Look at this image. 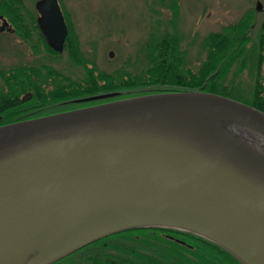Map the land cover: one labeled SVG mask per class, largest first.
Returning a JSON list of instances; mask_svg holds the SVG:
<instances>
[{
	"label": "water",
	"instance_id": "water-1",
	"mask_svg": "<svg viewBox=\"0 0 264 264\" xmlns=\"http://www.w3.org/2000/svg\"><path fill=\"white\" fill-rule=\"evenodd\" d=\"M59 26L58 37L54 30L47 38L56 49L62 18ZM262 139L263 110L201 89L118 97L2 124L0 264H21L37 248L23 264H49L144 225L189 230L245 264H264Z\"/></svg>",
	"mask_w": 264,
	"mask_h": 264
},
{
	"label": "rangeland",
	"instance_id": "rangeland-1",
	"mask_svg": "<svg viewBox=\"0 0 264 264\" xmlns=\"http://www.w3.org/2000/svg\"><path fill=\"white\" fill-rule=\"evenodd\" d=\"M65 1L73 8L71 26L75 37L72 41L78 50L73 54L65 48L62 53L56 55L46 48L38 52L28 49V63L53 65L58 69L54 72L43 70L45 84L41 87L46 91L57 85L81 86L88 81H94L97 87L107 84L110 80L120 82L146 76L145 69L152 46L154 47V42L164 34H169L168 39L176 42L174 52L168 47L167 53L172 55L173 52L180 56V69L183 74L195 72L208 52L209 34L223 32L230 26L241 28L240 31L245 29L248 40L243 45L241 58L233 60L226 70L223 68L219 76L222 78L220 81L232 88L234 95L251 99L255 79L258 78L264 100V50L258 75L255 60L258 55V29L264 19V0H258L259 9L256 8L257 0ZM244 18L248 19V25L245 27L244 22L239 24ZM5 42V37L0 36V68L8 65L14 58L13 56L9 59ZM244 55L246 59L241 64ZM2 85L0 80V96L4 92ZM33 88L29 91L34 93ZM25 91L27 90H22L19 95ZM10 100L12 97L7 101ZM2 105L0 104V107ZM0 114H3L2 108ZM6 117L8 115L4 116ZM106 241L103 246L88 245L74 251L59 262H76L87 258L86 256L94 251H98L96 255L101 257L107 253L121 255V243H134L133 240L118 234L107 238Z\"/></svg>",
	"mask_w": 264,
	"mask_h": 264
},
{
	"label": "trees",
	"instance_id": "trees-1",
	"mask_svg": "<svg viewBox=\"0 0 264 264\" xmlns=\"http://www.w3.org/2000/svg\"><path fill=\"white\" fill-rule=\"evenodd\" d=\"M243 22V27L248 25V19L244 18L239 24ZM240 30L241 28L228 26L223 32H211L208 37L206 57L195 72L183 74L180 69V56L173 53L176 42L168 39L169 34H164L158 41L154 42V47L152 46L153 49L148 56V65L145 69L147 75L139 79H127L120 82L110 80L107 84L97 87L94 81H88L81 86L57 85L51 89L52 91L50 89L46 91L38 85H34L33 88L29 83L25 86H13L11 97L13 101L20 103L19 93L22 90H30V88L35 89L37 94L40 93L41 97L59 95L54 96L55 99L109 90H119L121 93L116 97H125L166 90L201 89L239 99L264 111V100L261 95L262 85L258 78L255 79L251 99H248L234 95L232 88L224 85L221 82L222 78L219 77L222 70H226L233 60L237 57L241 58L243 45L248 40V36L245 29ZM257 45L258 55L255 60L258 75L262 51L264 50V19L258 29ZM168 47L173 51L172 55L167 53ZM245 59L244 55L241 64ZM28 80L32 81L33 79L28 76ZM65 86H68L69 89H66ZM30 100L36 101L37 97L33 95ZM11 121H15V119L9 117L0 119V125ZM117 234L134 242L121 243L120 246L123 249L121 255L118 253L114 256V253H107L101 257V255H96L98 251H94V253L87 255V258L79 259L76 262L66 261L64 264H216L217 260L219 264H222L241 261L220 244L192 231L170 226L144 225L122 229L96 238L53 262L60 264L59 261L88 245L100 244L103 246L107 242V238ZM186 242H190L192 247L187 246ZM208 244L217 247L216 250L213 251L212 246H207Z\"/></svg>",
	"mask_w": 264,
	"mask_h": 264
},
{
	"label": "flooded vegetation",
	"instance_id": "flooded-vegetation-1",
	"mask_svg": "<svg viewBox=\"0 0 264 264\" xmlns=\"http://www.w3.org/2000/svg\"><path fill=\"white\" fill-rule=\"evenodd\" d=\"M55 3L56 5H53ZM72 9L73 8H71L70 5L68 6L65 0H0V36H4L6 39L5 47L9 51V59L14 56L8 65L0 68V80L1 85L3 84L2 87L4 91L0 96V99H2L0 100L2 101L0 104H3L0 107L3 109V114H0V119L4 118L6 115L15 120L33 118L118 98L110 97L88 101L75 100L81 96L103 92L98 91L55 99L53 97L59 95L41 97L40 93L34 95L36 91L33 93V91L27 90L19 95L20 103L13 100L7 101L11 98V88L13 86H25L30 83L33 87L34 85L41 87V85L45 84L44 78L42 77L43 70L49 72L58 71L53 65L28 63L30 60L28 57V49L31 52H38V50L46 48L56 55L62 53L65 48L73 54L78 50L75 48V42L72 41V38L75 37V32H73L71 26V21L73 19L71 15ZM60 18H62L65 24L66 31L62 48L56 49L48 42L47 38L53 37L54 30H57L55 36L58 37L60 33ZM28 76L32 77L33 80L29 81ZM52 86L53 85H51V87ZM65 88L69 89L68 86ZM51 91L49 92L51 93ZM33 95L37 97L36 101L30 100ZM186 245L192 247L190 242H186ZM207 246L212 245L208 244ZM216 248L217 247L212 246L213 251H215ZM215 263L219 264L218 260ZM49 264H54V262ZM222 264L245 263L239 261L235 263L224 262Z\"/></svg>",
	"mask_w": 264,
	"mask_h": 264
},
{
	"label": "bare ground",
	"instance_id": "bare-ground-1",
	"mask_svg": "<svg viewBox=\"0 0 264 264\" xmlns=\"http://www.w3.org/2000/svg\"><path fill=\"white\" fill-rule=\"evenodd\" d=\"M262 141H263V143H264V140H263V139H262ZM33 249H34V248H33ZM36 250H38V248H37ZM36 250H35V249H34L33 251H30V250H29V251H28L29 253H27V254L24 255V257H23V258H24V259H23L24 261L22 260V261H21V262H22L21 264H23V262H25L26 259H28L29 257H31V256L34 254V252H36Z\"/></svg>",
	"mask_w": 264,
	"mask_h": 264
}]
</instances>
